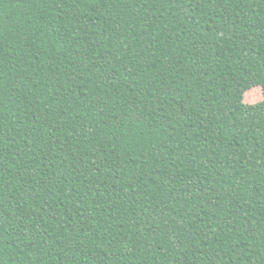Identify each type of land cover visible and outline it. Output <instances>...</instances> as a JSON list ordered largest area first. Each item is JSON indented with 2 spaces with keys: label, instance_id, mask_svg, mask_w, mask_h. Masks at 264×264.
Wrapping results in <instances>:
<instances>
[{
  "label": "trees",
  "instance_id": "16d2710c",
  "mask_svg": "<svg viewBox=\"0 0 264 264\" xmlns=\"http://www.w3.org/2000/svg\"><path fill=\"white\" fill-rule=\"evenodd\" d=\"M0 264H264V0H0Z\"/></svg>",
  "mask_w": 264,
  "mask_h": 264
},
{
  "label": "rangeland",
  "instance_id": "374dc122",
  "mask_svg": "<svg viewBox=\"0 0 264 264\" xmlns=\"http://www.w3.org/2000/svg\"><path fill=\"white\" fill-rule=\"evenodd\" d=\"M263 99V95L259 88H253L245 94V101L249 103H254Z\"/></svg>",
  "mask_w": 264,
  "mask_h": 264
}]
</instances>
